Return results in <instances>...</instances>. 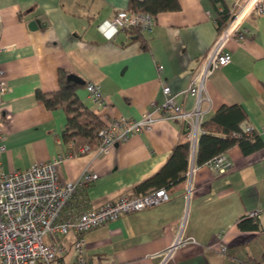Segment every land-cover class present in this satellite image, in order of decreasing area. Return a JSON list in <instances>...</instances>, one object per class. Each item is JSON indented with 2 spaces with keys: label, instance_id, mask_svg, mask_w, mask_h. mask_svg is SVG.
Returning a JSON list of instances; mask_svg holds the SVG:
<instances>
[{
  "label": "crops",
  "instance_id": "1",
  "mask_svg": "<svg viewBox=\"0 0 264 264\" xmlns=\"http://www.w3.org/2000/svg\"><path fill=\"white\" fill-rule=\"evenodd\" d=\"M129 2L0 0V80L10 88L0 116L5 146L1 171H23L60 158L56 166L60 183L77 180L86 170L98 175L82 194L92 207L155 189L140 185L166 164L175 146L187 142L184 121L155 114L150 129L114 143L106 154L94 152V146L73 157L86 142L65 143V111L47 109L36 93L57 91L60 72L73 75L84 82L76 96L103 125L120 117L140 120L152 110V102H164V87L170 88L184 110H192L195 101L185 91L235 12L236 0H177L179 10L158 14L151 33L136 39L120 32L106 41L98 25L127 10ZM34 20L40 26L30 30ZM244 28L247 35L242 41L233 39L226 45L230 63L213 69L205 80L200 124L221 107L238 106L246 116L240 128L252 127L264 144V13L250 15ZM88 83L100 86L105 108L91 105L85 91ZM225 156L231 164L225 174L206 164L195 166L190 180L168 188L167 203L86 232V264H251L259 260L264 254V148L245 156L234 146ZM189 167L188 163L186 172ZM258 208L262 215L257 229H240V218ZM182 226L183 237H192L195 244L176 246L165 258ZM220 233L227 246L225 255L210 248L221 242ZM67 259L75 260L72 254Z\"/></svg>",
  "mask_w": 264,
  "mask_h": 264
},
{
  "label": "built area",
  "instance_id": "2",
  "mask_svg": "<svg viewBox=\"0 0 264 264\" xmlns=\"http://www.w3.org/2000/svg\"><path fill=\"white\" fill-rule=\"evenodd\" d=\"M264 13V0H236V10L206 53L198 74L185 91L195 101V108L184 110L176 102L169 87L163 88L164 102L161 105L151 103L152 110L140 120L124 117L111 120L96 132L97 147L94 152L106 154L112 145L125 141L132 134L151 128L154 115L164 119L182 120L186 124V138L189 145V164L185 179L190 180L197 169L194 158L201 131V113L199 105L206 78L213 69L226 67L231 56L226 45L230 40L242 41L247 30L244 23L252 14ZM155 19L148 14L117 11L111 19L103 20L98 31L106 41L113 40L120 32L137 29L141 35L151 33ZM3 50V49H0ZM2 71H0V76ZM89 101L94 108H105L107 103L97 84L85 85ZM10 88L0 80V116L4 99ZM96 114V112H93ZM92 113V114H93ZM3 125L0 119V127ZM264 128V127H263ZM252 127H245L249 132ZM0 132V158L5 152ZM71 145L75 143L70 142ZM89 145L83 143L73 157L89 152ZM61 159L47 163H35L23 171L4 173L0 170V264H86L85 233L115 221L126 214L137 213L170 200L168 189L159 188L137 195H125L115 201L103 203L97 207L89 205L82 196L86 188L97 180L98 175L86 170L74 181L60 183L57 179L56 166ZM219 174H225L231 167L225 154H220L206 164ZM190 191V189L188 190ZM261 209H254L240 218L258 223ZM224 234L218 236L220 243L210 248L219 255H225L227 246L222 242ZM69 243H66V240ZM195 244L192 237H183V226L173 246L165 258L176 246ZM72 254L74 261L67 259Z\"/></svg>",
  "mask_w": 264,
  "mask_h": 264
},
{
  "label": "trees",
  "instance_id": "3",
  "mask_svg": "<svg viewBox=\"0 0 264 264\" xmlns=\"http://www.w3.org/2000/svg\"><path fill=\"white\" fill-rule=\"evenodd\" d=\"M127 10L148 14L155 19L160 13L179 10V5L177 0H130ZM223 19L224 16H221L217 21L218 27L222 24ZM124 33L135 35L136 39H140L142 36L137 29H128ZM68 76V74L60 72L58 75L59 89L47 95L37 92L36 99L49 110L62 108L65 111L66 127L62 134L65 143L85 141L89 145V149L94 146L96 148V132L103 124L79 101L76 89L82 86L69 82ZM245 117L244 111L238 106L221 107L209 121L202 124L194 166H203L216 156L225 154L234 146H238L245 156L264 148L258 132L254 129L245 132V127L240 128V123L245 120ZM188 163L189 145L186 142L175 146L166 164L140 186L150 185L155 186V189H168L185 179L184 172H186ZM238 227L242 230H256L257 223L242 220L238 223ZM251 264H264V254L259 260L252 261Z\"/></svg>",
  "mask_w": 264,
  "mask_h": 264
},
{
  "label": "water",
  "instance_id": "4",
  "mask_svg": "<svg viewBox=\"0 0 264 264\" xmlns=\"http://www.w3.org/2000/svg\"><path fill=\"white\" fill-rule=\"evenodd\" d=\"M39 26H40V22L38 20H34V21L30 22L28 27L30 30H35ZM67 80L69 82L77 84V85H84V82H82L80 79H78L77 77H75L73 75H69Z\"/></svg>",
  "mask_w": 264,
  "mask_h": 264
}]
</instances>
